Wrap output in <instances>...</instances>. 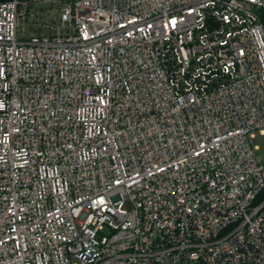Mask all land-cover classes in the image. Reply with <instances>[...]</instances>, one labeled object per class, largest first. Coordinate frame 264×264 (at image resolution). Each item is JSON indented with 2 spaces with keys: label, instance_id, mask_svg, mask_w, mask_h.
I'll return each instance as SVG.
<instances>
[{
  "label": "built area",
  "instance_id": "2783aa9c",
  "mask_svg": "<svg viewBox=\"0 0 264 264\" xmlns=\"http://www.w3.org/2000/svg\"><path fill=\"white\" fill-rule=\"evenodd\" d=\"M59 2H0V264H264V0Z\"/></svg>",
  "mask_w": 264,
  "mask_h": 264
},
{
  "label": "rangeland",
  "instance_id": "374dc122",
  "mask_svg": "<svg viewBox=\"0 0 264 264\" xmlns=\"http://www.w3.org/2000/svg\"><path fill=\"white\" fill-rule=\"evenodd\" d=\"M33 11L31 18L26 21L25 8L22 10V15L20 17L21 30H25L27 34L34 35L36 31L30 29V25H33L34 28H39L41 25L46 24L47 26L51 24H56L60 18L63 3L57 0H33L32 2ZM49 32V29H45V32ZM254 145L259 147L257 151L259 158L264 160V134L256 132V136L253 139Z\"/></svg>",
  "mask_w": 264,
  "mask_h": 264
},
{
  "label": "trees",
  "instance_id": "16d2710c",
  "mask_svg": "<svg viewBox=\"0 0 264 264\" xmlns=\"http://www.w3.org/2000/svg\"><path fill=\"white\" fill-rule=\"evenodd\" d=\"M7 1H12V0H0V2H7ZM20 1V7L23 9L25 8V15L24 17L26 18V21H28L29 18H31L32 16V11H33V0H19ZM59 1H64V0H59ZM23 16V15H22ZM262 20L264 22V11L262 13ZM30 29H34L36 31V33L40 34L44 31V29L42 27H39V28H34L33 25H30L29 27ZM260 199H264V189L263 191L261 192L260 196H259Z\"/></svg>",
  "mask_w": 264,
  "mask_h": 264
}]
</instances>
